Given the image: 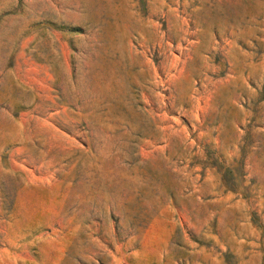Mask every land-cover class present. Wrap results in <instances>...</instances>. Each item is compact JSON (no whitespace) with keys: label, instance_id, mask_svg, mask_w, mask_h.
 <instances>
[{"label":"rangeland","instance_id":"1","mask_svg":"<svg viewBox=\"0 0 264 264\" xmlns=\"http://www.w3.org/2000/svg\"><path fill=\"white\" fill-rule=\"evenodd\" d=\"M0 264H264V0H0Z\"/></svg>","mask_w":264,"mask_h":264}]
</instances>
